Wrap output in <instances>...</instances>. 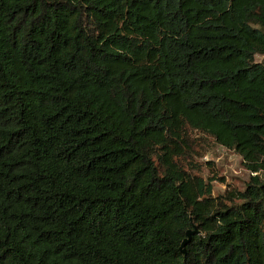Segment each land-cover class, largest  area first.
<instances>
[{
  "label": "trees",
  "instance_id": "trees-1",
  "mask_svg": "<svg viewBox=\"0 0 264 264\" xmlns=\"http://www.w3.org/2000/svg\"><path fill=\"white\" fill-rule=\"evenodd\" d=\"M256 55L264 0H0V264H264Z\"/></svg>",
  "mask_w": 264,
  "mask_h": 264
},
{
  "label": "rangeland",
  "instance_id": "rangeland-1",
  "mask_svg": "<svg viewBox=\"0 0 264 264\" xmlns=\"http://www.w3.org/2000/svg\"><path fill=\"white\" fill-rule=\"evenodd\" d=\"M255 59L264 58L256 55ZM193 161L200 167L198 174L206 179L213 178L214 195L234 188L242 190L248 181L250 173L242 165L240 156L233 150L216 144L212 138L206 137L204 145L200 147L199 155H194Z\"/></svg>",
  "mask_w": 264,
  "mask_h": 264
},
{
  "label": "water",
  "instance_id": "water-1",
  "mask_svg": "<svg viewBox=\"0 0 264 264\" xmlns=\"http://www.w3.org/2000/svg\"><path fill=\"white\" fill-rule=\"evenodd\" d=\"M195 233V230H187L186 231V237L183 239V241L181 242L180 245V251L184 252L185 251V245L187 244V242L190 240V236Z\"/></svg>",
  "mask_w": 264,
  "mask_h": 264
}]
</instances>
